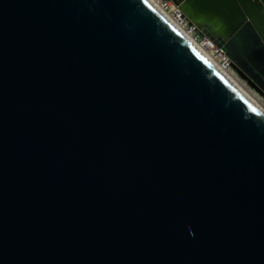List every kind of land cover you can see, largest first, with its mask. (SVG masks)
I'll use <instances>...</instances> for the list:
<instances>
[{
    "label": "water",
    "instance_id": "water-1",
    "mask_svg": "<svg viewBox=\"0 0 264 264\" xmlns=\"http://www.w3.org/2000/svg\"><path fill=\"white\" fill-rule=\"evenodd\" d=\"M264 98V0H173ZM0 264H264V113L148 0H0Z\"/></svg>",
    "mask_w": 264,
    "mask_h": 264
},
{
    "label": "bare ground",
    "instance_id": "bare-ground-1",
    "mask_svg": "<svg viewBox=\"0 0 264 264\" xmlns=\"http://www.w3.org/2000/svg\"><path fill=\"white\" fill-rule=\"evenodd\" d=\"M171 24L176 28L187 40H189L208 60L209 62L222 74L228 81L240 91L246 98H248L262 113H264V99L260 94L251 90L248 87V83L241 80L237 72L226 67L223 60V56H215V50L217 49L216 45L208 39H203L202 41H197L193 35L192 28L183 23L181 25L180 19L177 17L176 12L181 9L179 3H170V13L161 5V0H148ZM184 14V13H183ZM193 26L195 25L198 31H201V28L198 27L195 23L190 22Z\"/></svg>",
    "mask_w": 264,
    "mask_h": 264
},
{
    "label": "built area",
    "instance_id": "built-area-1",
    "mask_svg": "<svg viewBox=\"0 0 264 264\" xmlns=\"http://www.w3.org/2000/svg\"><path fill=\"white\" fill-rule=\"evenodd\" d=\"M171 2H174V3H177V2H175V1H173V0H161V5L167 10V11H169L170 12V8H171V6H170V3ZM176 15H177V17L180 19V21H181V25H183V23H185L186 25H188L189 27H191L192 28V31H193V35L195 36V38H196V40L197 41H202L203 39H208V40H210L209 38H207L205 35H203L202 33H201V31H198V29H197V27L194 25H192L191 23H190V20H188L185 16H184V14H183V12L181 13L179 10H177V12H176ZM212 43H214V41H212V40H210ZM215 44V43H214ZM216 45V44H215ZM216 47H217V49L215 50V56H223V60H221V62L222 63H224L225 65H226V67L227 68H229V69H232V70H234L233 69V67H232V65H231V60L229 59V57L226 55V53L224 52V50L222 49V48H220V47H218L217 45H216ZM234 72L236 73V71L234 70ZM263 98V97H262ZM264 99V98H263Z\"/></svg>",
    "mask_w": 264,
    "mask_h": 264
},
{
    "label": "rangeland",
    "instance_id": "rangeland-1",
    "mask_svg": "<svg viewBox=\"0 0 264 264\" xmlns=\"http://www.w3.org/2000/svg\"><path fill=\"white\" fill-rule=\"evenodd\" d=\"M169 12V11H168ZM170 13V12H169ZM238 74V73H237ZM239 76V75H238ZM240 77V76H239ZM241 78V77H240ZM241 80H243L244 81V79H242L241 78ZM244 82H246V81H244ZM246 84H247V82H246ZM248 85V84H247ZM248 87L251 89V90H253V91H255L252 87H250L249 85H248ZM256 92V91H255Z\"/></svg>",
    "mask_w": 264,
    "mask_h": 264
}]
</instances>
